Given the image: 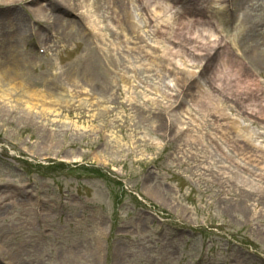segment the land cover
<instances>
[{
    "label": "rangeland",
    "instance_id": "rangeland-1",
    "mask_svg": "<svg viewBox=\"0 0 264 264\" xmlns=\"http://www.w3.org/2000/svg\"><path fill=\"white\" fill-rule=\"evenodd\" d=\"M213 1L172 3L179 14L163 13L165 33L149 28L145 11L166 0H132L136 33L100 4L99 26L110 31L87 27L90 36L76 26L66 35L42 22L58 40L23 11L45 0L19 2L27 29L8 25L19 32V81L51 111L36 108L43 120L27 123L23 114L17 123L12 100L4 102L0 264H264V198L240 187L250 179L255 189L259 179L234 167L231 158L248 162L236 153L235 132L225 140L220 131L230 116L264 133L255 112L264 105V0L244 18L240 0ZM209 25L223 47L203 33ZM215 56L237 76L222 67L211 85Z\"/></svg>",
    "mask_w": 264,
    "mask_h": 264
},
{
    "label": "bare ground",
    "instance_id": "bare-ground-1",
    "mask_svg": "<svg viewBox=\"0 0 264 264\" xmlns=\"http://www.w3.org/2000/svg\"><path fill=\"white\" fill-rule=\"evenodd\" d=\"M23 1L24 0H0V7L3 8L2 9L3 11L0 12V93L2 95V98L4 99V101H0V117L2 116V114H4L5 111H7V109L9 108L8 107L9 104V106L12 107L11 110L13 111L11 112V116H14L16 118L17 123L23 122V114H25L24 116H26L27 118L26 119L27 123L31 120L33 123L34 122L38 123V121L43 120L44 117H41L42 114L41 116L35 115L34 114L35 112L33 111H35L36 108H39L42 110V113L44 112L45 115L46 112L51 110H49V108L44 107V102H42L39 105L40 107L38 106L37 103L35 102L32 103V101H34L33 99L34 97L41 96V92L39 90L33 91L31 88H28L20 84L19 80L21 79L20 75L22 74L24 61L20 56L18 52L19 50L17 48L18 47L17 44L20 42L19 39L17 40V34H19V32H16L17 28L13 29L14 26L12 28L8 26L9 23L15 24V22H21L22 23L21 26L23 27V29H27L24 27L26 26L25 20L23 19L24 13L21 12L20 14L16 12L17 9H15L17 5H19V2L23 3ZM172 1L173 2H171L170 0H166L165 6L156 2L154 5L147 7L145 11V16L149 20V25L157 23V26L159 27L156 28L157 33L166 32L164 31L165 30L164 23L162 22V20L160 21V18L164 12L165 14L166 12H168L169 15L166 14L168 20H170V18H175L179 14L178 12L170 13V11L174 8V5H172L171 3H175L176 1H182V0H172ZM215 1L213 2L215 3ZM100 4L104 8L108 7L109 9H111L112 12L115 13V19L117 20L118 25L121 24L119 25V27H128V31L131 32L136 28L139 29L136 23L132 21V0H45L43 4L35 3L31 9L25 8L23 9V11L27 14V16L29 14L30 17L34 19L33 22L34 24H36V26L39 25L40 27V24H42V22L48 25L50 24V26H52L53 24L59 25L62 28L59 27L57 29L61 30L62 33L66 35L71 34L74 27L79 26L80 28L84 27L85 30L83 31L85 32V34L93 35L94 33L100 34L101 31H110V29H104L103 26L102 28H100L99 26L100 21L98 19H101L103 17V14L100 16V12L104 11L103 7ZM232 5L233 4L225 5L222 7V10H228L230 7H232ZM57 6L65 8L63 11H68V12H62L61 14L60 13L61 11ZM234 6L237 9L239 8V10H243V18H244L245 17L244 11L253 9V6H256V4L253 2V0H240V2L238 1L237 4H235ZM200 10L208 12L207 7L205 5L203 8L200 7ZM72 11H74L75 14L74 12L73 14H70ZM140 11L143 12V9H141ZM194 11L196 13H199L198 8H195ZM101 23H103V20L101 21ZM167 24H169V21ZM173 24L176 25V23ZM87 27L92 29L94 33L92 31H87L86 30ZM150 27L155 28V26L152 25L149 26V28ZM160 27L163 29L161 30ZM21 30L22 29H20V31ZM240 30L241 28H239V31ZM40 31H43L41 27H40ZM217 31H218L217 29L216 30L213 29L212 25H209L207 28L203 29V33L209 34L213 42H216L217 40H221V38H219L218 35L219 32L217 34ZM23 32L24 31H22V33ZM43 32L44 33L42 35H47L49 38L54 37L55 39H57V34L61 36L56 30L50 32L46 28V30ZM132 33H136V31H133ZM101 35L108 37L107 34L105 35L101 34ZM44 39L46 40V43L47 41H50L47 40V38L45 37ZM219 42L222 43V41ZM35 43L38 44L37 46H40V42L38 39L36 40ZM231 43H235V42L232 41ZM108 46H109L108 47L109 50H112L111 52L112 55H114L116 49L120 47L117 41L115 43H109ZM215 57L218 58L217 56ZM220 58L221 57H219L216 60L217 64H215L214 69L208 72L211 85L212 82L214 81L212 76L214 70L215 72H217L222 67H224L223 73H226V75H228L227 76L228 78L230 76H237V75H233V73L231 72V69L229 68V64H228L229 62L225 60L219 61ZM213 59L214 56L213 58L211 57L210 59V68H212V63L214 62ZM113 60H115V58ZM201 64H203V62ZM182 66H183L182 64H178V68H176V70H181L180 68ZM246 77H248L249 80H251V76H246ZM216 89L220 90L221 87L217 85ZM203 90L205 92L207 91V89L205 88H203ZM215 92H216L215 90H212L209 95H214L216 94ZM19 95L21 98H19V100L17 101H14V99L19 97ZM7 99L8 101L11 100L12 101L9 102L5 107L4 102ZM12 102H14L15 104L12 105ZM22 106H24L26 109L23 108ZM214 108L215 110L216 109L218 110V112L216 110L217 116L214 115V117L215 118L221 117L220 111L222 110V108L218 104H215L214 107L212 106L210 109L214 110ZM228 108H230L233 114L235 110L231 109V107ZM225 109L227 110V108ZM224 111L225 110H223V113ZM255 112L256 115L264 121V105H262L260 111H255ZM30 115L31 117L29 118ZM237 116H239V114ZM222 120L225 123V126L220 127V131L222 132L221 135L223 137L225 136L224 137L225 140L226 139L228 140L229 135L231 136L232 134L231 132H235L234 138L235 140H237V145H238V147H235L236 153H239L241 155L240 157L242 162L243 160L248 162V164L243 162L244 166H241L237 163L235 158H231V163L234 165V167H237V170L242 171L249 178L259 179L260 184L259 183L258 185L256 184L255 189L251 185H245V184H252V180L245 179V182H243L242 180V185L240 187L242 189L243 188L249 189L248 191H250L248 192L249 196L244 194L245 197L247 196L249 197V199L255 201V198H259V197H255V195L258 193L264 198V187L261 186V184H264V148L259 146L264 144V133H259L250 130L251 127L253 126L252 124L254 123L251 120H248L247 118L243 120L242 118H231L229 116V118L223 117ZM248 121L250 122L249 124L247 123ZM262 129H264V126ZM228 130L231 132H229ZM250 164H253V166H251ZM246 166H251V167H246ZM232 185L235 184L233 183ZM41 218H43V216L39 215L38 219L40 220ZM38 219H36L35 221H37ZM4 253L5 252H2L1 255L4 256ZM6 256L8 257L7 253ZM74 256H76V254L73 255V257Z\"/></svg>",
    "mask_w": 264,
    "mask_h": 264
}]
</instances>
